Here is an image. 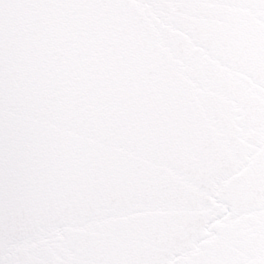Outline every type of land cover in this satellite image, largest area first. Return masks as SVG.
I'll use <instances>...</instances> for the list:
<instances>
[{"label": "snow or ice", "instance_id": "obj_1", "mask_svg": "<svg viewBox=\"0 0 264 264\" xmlns=\"http://www.w3.org/2000/svg\"><path fill=\"white\" fill-rule=\"evenodd\" d=\"M0 264H264V0H0Z\"/></svg>", "mask_w": 264, "mask_h": 264}]
</instances>
